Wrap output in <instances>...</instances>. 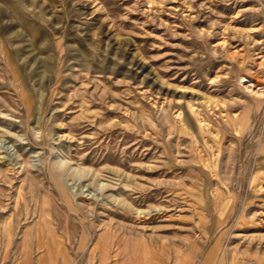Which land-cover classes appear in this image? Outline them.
Returning a JSON list of instances; mask_svg holds the SVG:
<instances>
[{"label":"rangeland","instance_id":"obj_1","mask_svg":"<svg viewBox=\"0 0 264 264\" xmlns=\"http://www.w3.org/2000/svg\"><path fill=\"white\" fill-rule=\"evenodd\" d=\"M0 264H264V0H0Z\"/></svg>","mask_w":264,"mask_h":264},{"label":"bare ground","instance_id":"obj_2","mask_svg":"<svg viewBox=\"0 0 264 264\" xmlns=\"http://www.w3.org/2000/svg\"><path fill=\"white\" fill-rule=\"evenodd\" d=\"M8 237H9V235H8Z\"/></svg>","mask_w":264,"mask_h":264}]
</instances>
